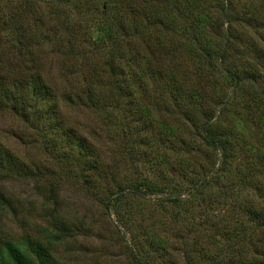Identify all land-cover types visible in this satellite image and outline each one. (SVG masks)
Masks as SVG:
<instances>
[{"label": "rangeland", "instance_id": "374dc122", "mask_svg": "<svg viewBox=\"0 0 264 264\" xmlns=\"http://www.w3.org/2000/svg\"><path fill=\"white\" fill-rule=\"evenodd\" d=\"M78 1L0 0V82L19 98L0 99V245L37 241L49 250L47 264H209L213 254L229 257L220 244L228 227L241 225L234 240L246 254L234 263L264 264L260 228L245 215L247 202L264 206L255 185L264 189V95L256 82L233 88L217 59L206 77L195 71L205 60L199 47L223 43V28L233 36L225 64L264 74V0H152L170 32L149 22V0ZM170 71L187 97L161 83ZM139 87L134 101L154 128L144 143L134 135L127 158L124 126L145 119L117 93ZM202 93L205 102L224 101L210 113L220 131L230 130L237 158L199 197L189 190L207 149L193 126L201 111L190 107ZM241 147L254 161L250 178Z\"/></svg>", "mask_w": 264, "mask_h": 264}, {"label": "trees", "instance_id": "16d2710c", "mask_svg": "<svg viewBox=\"0 0 264 264\" xmlns=\"http://www.w3.org/2000/svg\"><path fill=\"white\" fill-rule=\"evenodd\" d=\"M163 4L165 3L164 0ZM172 1V0H171ZM80 2V0L78 1ZM71 3V0H58V5H69ZM145 5H147L148 8L144 9L147 10V16L149 17V22L154 23L153 25L155 26H159L164 28L167 32H170V30L168 29V24H166V22L164 21V19L161 18L160 14L161 11L160 9H156V10H152L150 11V8H154V5H160L158 2L152 3V0H149L148 3H146ZM152 6V7H151ZM226 9H222V11L219 14L220 20L221 18L223 19L222 21V25L224 24V22L228 21V11H225ZM104 11V13L106 14V10L104 8V6H102V12ZM115 13H117V11H115ZM108 14V13H107ZM106 20V17H105ZM111 24H113V27L115 29V27L117 26L115 22L110 21ZM125 25L122 22L121 24H119L118 29L121 31H125ZM221 34L222 36H225L223 39V43L220 42V45H216L214 48V45H206L205 47H199V50L197 51V54H202L204 56V63H198L197 65H195V71L202 73L203 70V75L206 77L208 74V71L210 72V70L213 68L212 63H210L211 59H217L219 61L222 62L223 67H224V77L228 78L230 81V84L233 88H240V87H244L245 85H243V83H248V82H256L260 88L261 91L260 93L264 95V74L263 71H261L260 68L256 67V66H252V68L250 70H245L243 69L242 71H238L236 69H232V66H230L228 63L225 64L227 62L228 59V52L231 49V47H233L232 45V40H233V36L231 35H227L226 34V30L222 28ZM117 33H119L116 30ZM127 32V30H126ZM120 34V33H119ZM118 37V36H117ZM115 41H118V38L115 37ZM193 41L195 43H197L198 37L194 36ZM69 42V41H68ZM71 47H74V44L76 43L74 42H69ZM73 50V48H69V52ZM199 52V53H198ZM75 54V53H74ZM72 54V55H74ZM199 54V55H200ZM71 55V56H72ZM264 63V60H263ZM229 66V67H228ZM172 70L174 71V69L172 68ZM207 70V71H206ZM110 71L113 73L115 72V70H113L112 66H108V73L110 74ZM187 71V70H186ZM194 71V72H195ZM159 73H161L159 71ZM177 72H171L169 74L168 80L170 81V84L167 83V81L165 82V77L162 75H160V81L161 83L163 82L165 84L166 90L168 89V93H171V96H174L177 93L180 92H184V95H188V89L183 87L182 85L180 86L178 84V78L179 76L176 74ZM159 81V82H160ZM0 82V99L4 100L5 102L7 101H11V100H18L19 98L16 97V95H14V93L12 92L11 86L9 87H5L2 88L3 86H1ZM169 87V88H168ZM140 88H136L135 91L134 90H130V89H125L121 92L117 93V99L119 100L122 96L126 98V101L123 103L124 105L127 104L128 106L126 108H133L134 110L140 107L138 101H134V98H139L140 99ZM136 93H139L136 96ZM31 95L33 96V92H31ZM203 95V93H202ZM196 96V95H195ZM204 97L202 99H199L197 96L196 98L193 99V97L190 95V97L193 99V101H196L195 106H191L190 110L197 112V111H201L203 120L199 121L196 120L197 124L193 123L194 128L196 129V134L198 136L199 141V145L201 147L206 148L207 150H205V152L203 153L204 155V159L206 160L207 164H199V168L203 170V174H202V178L197 180H192V189L189 190V192H191L190 194H198V196H201V193L204 191V189L208 190L209 187L216 181L213 180L214 177H217L218 179V175L220 172L223 173V170L225 169V167H227V161H231L230 158H232V161L236 160V156L234 155L233 152H235V149L233 147L232 149V138H231V132L230 130H225L224 132L220 131L219 128L217 127V120L214 119L213 117V113H210V111L214 108L215 111V105H219L220 103H223L224 101L222 99L217 100V101H213V102H205L206 98L205 95H203ZM210 97V96H209ZM226 97V96H225ZM172 99V98H171ZM175 100V98H174ZM204 100L203 104L202 101ZM197 101H199L197 103ZM141 104V103H140ZM211 104V105H209ZM124 107V106H123ZM213 111V112H214ZM135 113V111L133 112ZM141 114L144 116V114H146V109L145 107L141 106L140 110L138 111V114ZM147 117H143L145 120L142 121H137L136 124H134V121L128 122L127 124H125L124 128V133L122 134V138L125 139L127 141V145L125 147L126 153H127V158H132V151H133V147H134V135L137 137L138 142H143V139L146 137V135L148 134V131H151L152 128H154V126L152 125L151 122L146 121V119H149ZM198 119V118H197ZM139 123H141V125L143 126V129L145 132L141 131L140 129H137V127L139 126ZM134 124V125H133ZM145 134L144 137L141 139L143 133ZM235 139V137L233 138V140ZM141 140V141H140ZM147 141H145L146 143ZM82 144V142H78L77 146H82L80 145ZM186 144L185 141L181 140L179 142V145H177L178 149H182L184 147V145ZM166 146V145H164ZM193 145H191L188 149H190ZM162 147V146H161ZM169 148H172L171 146H167ZM79 148V147H78ZM193 148V147H192ZM81 149L83 150L84 154L88 153L87 148L83 145L81 147ZM193 152L194 148L191 149ZM241 150V154L244 155V157H240V161L245 163V166H243V168L245 169V171L247 170L249 172V178L250 176V171H252L253 166L252 163L254 162L253 160H251V156L250 154L243 150L242 147L240 148ZM78 154H83L82 152H77ZM202 153V151L198 150V155ZM81 156V155H79ZM212 157H215L213 161H211ZM230 157V158H229ZM79 158H75V160H78ZM154 160L157 159V157H153ZM210 160V161H209ZM261 162H263L264 164V157L261 159ZM232 166V165H231ZM229 166V167H231ZM239 164L234 165V168H238ZM229 169V168H228ZM226 172V170L224 171ZM183 174H184V170H183ZM197 175V174H196ZM248 185V184H247ZM256 185V189L257 190H262L264 191V189L262 188L261 185ZM124 186V185H123ZM194 186V188H193ZM131 187L138 189L139 187L131 185ZM195 190V191H194ZM124 191V187H119L118 190L111 194L110 196H108V199L106 200V205L107 207L110 206L112 204L111 201H117L120 197V195L122 194V192ZM245 215H246V220L250 223H254L256 228H260L259 232L261 233L260 236L257 237V243L261 245V247L264 248V206L263 207H258L255 206L252 201L251 203L247 202L246 204V209H245ZM246 227L242 228L241 225L237 226L234 225L232 227H228L226 229V233L225 236L226 239V243H224L223 245L220 244V251L221 254H226L227 256H229L227 259L225 258H220V254L217 253L216 255L213 254L210 257V262L209 264H235L234 263V258H236L237 256H241L246 254L245 252V248L243 249V251H240V248H243L244 245H242L240 242V239L238 240H234L236 237L240 236L241 232H243V230ZM56 229L58 231H64V228H62L61 226L56 227ZM230 239V240H229ZM233 241V242H232ZM212 243L216 246L217 243L214 242V240L212 241ZM49 250L42 244H40L37 241H33L31 239H25L22 243H16L14 241H10V240H6L4 242L1 243L0 245V259L4 262V263H11V264H47V261L49 259ZM207 257V254L205 255V258ZM204 258V259H205ZM209 259V258H208ZM191 261L188 259H186V264H190Z\"/></svg>", "mask_w": 264, "mask_h": 264}]
</instances>
